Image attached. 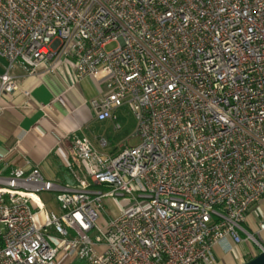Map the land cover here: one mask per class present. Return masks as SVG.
Wrapping results in <instances>:
<instances>
[{"label":"built area","instance_id":"1","mask_svg":"<svg viewBox=\"0 0 264 264\" xmlns=\"http://www.w3.org/2000/svg\"><path fill=\"white\" fill-rule=\"evenodd\" d=\"M0 60V95L15 68L70 63L99 84L95 117L127 106L139 139L105 154L66 135L73 184L0 172V264H214L242 234L264 249L242 226L264 198V0H0Z\"/></svg>","mask_w":264,"mask_h":264},{"label":"crops","instance_id":"2","mask_svg":"<svg viewBox=\"0 0 264 264\" xmlns=\"http://www.w3.org/2000/svg\"><path fill=\"white\" fill-rule=\"evenodd\" d=\"M4 65L0 60V74ZM14 73L18 89L0 95V172L36 166L45 179L73 184L59 142L66 135H84L95 149L105 153L95 144L98 134L92 135V126L98 124L100 129L110 125L124 106L114 111L115 119L98 120L90 106L91 99L99 94L97 80L88 76L76 80L72 65L66 61L52 71L24 74L15 68ZM261 221L264 198L249 210L242 223L264 246V231L258 230ZM242 237L239 244L230 239L215 243L211 251L214 264H243L259 254L260 247L247 240L245 234Z\"/></svg>","mask_w":264,"mask_h":264},{"label":"rangeland","instance_id":"3","mask_svg":"<svg viewBox=\"0 0 264 264\" xmlns=\"http://www.w3.org/2000/svg\"><path fill=\"white\" fill-rule=\"evenodd\" d=\"M115 44H111L107 49H111ZM94 133L98 134L96 137L95 144L99 145L102 151L105 153L114 154L117 153L122 147L136 146L139 143V139L135 137L136 129V120L133 113L127 106H124V109L118 112L116 120L103 128L99 129L98 124L92 126ZM96 129V130H95ZM98 138H104L106 141V146H100L97 141ZM93 191L98 190L99 188H92ZM42 200L45 203L46 209L48 212H56L57 202L55 200L54 192H43L40 194ZM124 202L121 198H108L104 200L105 209L103 215H108L111 218L117 217L122 209ZM52 235H57L54 231L50 230ZM73 264H77L75 261Z\"/></svg>","mask_w":264,"mask_h":264},{"label":"water","instance_id":"4","mask_svg":"<svg viewBox=\"0 0 264 264\" xmlns=\"http://www.w3.org/2000/svg\"><path fill=\"white\" fill-rule=\"evenodd\" d=\"M243 264H264V249Z\"/></svg>","mask_w":264,"mask_h":264}]
</instances>
